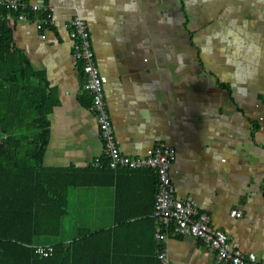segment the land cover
Wrapping results in <instances>:
<instances>
[{"label":"crops","instance_id":"0c3cea01","mask_svg":"<svg viewBox=\"0 0 264 264\" xmlns=\"http://www.w3.org/2000/svg\"><path fill=\"white\" fill-rule=\"evenodd\" d=\"M22 1L54 7L47 28L9 24L49 105L42 167L64 170L61 177L72 182L62 238L89 231L103 242L110 234L112 246L103 253L130 256L131 264H153L159 247L154 169L105 164L81 62L64 28L77 16L105 78L121 153L136 157L158 142L172 146L175 198L193 202L211 227L264 261V0ZM6 97L1 90L0 108ZM162 246L168 264H229L204 254L193 236L168 234Z\"/></svg>","mask_w":264,"mask_h":264},{"label":"trees","instance_id":"16d2710c","mask_svg":"<svg viewBox=\"0 0 264 264\" xmlns=\"http://www.w3.org/2000/svg\"><path fill=\"white\" fill-rule=\"evenodd\" d=\"M5 12L0 6V15ZM35 75L13 45L12 27L0 19V91L7 92L0 108V138L6 134L0 143V264H131L130 256L114 259L103 253L112 246L110 234L103 242L99 233L89 231L62 238L72 182L63 180L64 170L42 167L49 105L45 89L31 82ZM39 244L51 245L52 253H36L33 245ZM151 261L160 264L157 254Z\"/></svg>","mask_w":264,"mask_h":264},{"label":"built area","instance_id":"2783aa9c","mask_svg":"<svg viewBox=\"0 0 264 264\" xmlns=\"http://www.w3.org/2000/svg\"><path fill=\"white\" fill-rule=\"evenodd\" d=\"M0 6L6 8V12L0 15V19L8 23L31 21L38 30L54 23V7L50 5L28 4L22 0H0ZM64 28L67 29L72 41L73 56L81 62L85 89L90 94L91 110L95 115L99 136L103 142L105 164L111 169L150 167L156 173L157 189L152 217L156 222L155 239L159 244L157 252L159 261L162 264H168L162 244L168 234H173L199 238L203 242L204 254L213 252L219 259L229 264H264V261L257 260L255 254L244 253L224 232L211 227L208 215L200 212L193 202L175 198L169 172L176 156L172 146L158 142L149 147L143 155L136 157L121 153L104 99L105 78L97 66L87 25L75 16L64 22ZM4 138L6 134H2L0 143ZM94 164L97 167L103 166L100 158H95ZM231 215L239 217L241 211L234 210ZM33 247L36 253L43 256H48L53 251L49 244L33 245Z\"/></svg>","mask_w":264,"mask_h":264}]
</instances>
